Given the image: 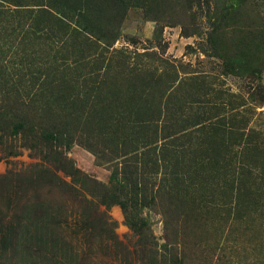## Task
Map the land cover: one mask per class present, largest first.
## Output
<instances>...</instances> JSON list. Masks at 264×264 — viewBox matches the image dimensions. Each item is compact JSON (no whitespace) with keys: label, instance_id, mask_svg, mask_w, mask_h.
I'll return each mask as SVG.
<instances>
[{"label":"rangeland","instance_id":"obj_1","mask_svg":"<svg viewBox=\"0 0 264 264\" xmlns=\"http://www.w3.org/2000/svg\"><path fill=\"white\" fill-rule=\"evenodd\" d=\"M4 113L0 264H36L28 202L47 192L28 167L56 131L119 241L127 212L182 264H264V0H0ZM80 226L43 264H125Z\"/></svg>","mask_w":264,"mask_h":264},{"label":"trees","instance_id":"obj_2","mask_svg":"<svg viewBox=\"0 0 264 264\" xmlns=\"http://www.w3.org/2000/svg\"><path fill=\"white\" fill-rule=\"evenodd\" d=\"M5 114L7 116V113H4L0 117H5ZM8 114L12 116V113ZM18 127L21 128L22 126L19 125ZM40 140V154L36 155L40 160L28 167L33 173V177L35 175L33 188L39 185L47 192L45 200L35 196L33 201H27L31 203L30 214L31 216L33 215L31 220L36 223V236L32 240L33 245L30 244L35 253L34 260L36 264H43V260H52L55 257L53 250H51L50 257L43 255V252H41L42 244L47 240L54 243V240L57 242V240L68 239L69 229L76 224L77 227L81 224L78 234H82L85 239L107 236L109 240H112L119 249L116 250V254L122 255L121 257L125 264H134L135 256L140 259V264H182L181 253L176 248L177 246L175 247L174 242H168L166 245L160 246L155 241V237L148 225L145 222L131 218L127 212V222L136 241L133 244L131 243L132 248L129 244L119 241L118 236L114 232V227L107 221L109 217L106 211L101 210L103 204L88 201L83 196L81 189L73 184V181L68 182L66 180V177H75L78 174L73 169L72 160L62 150V148L69 147V137L67 135L62 137L56 131L45 138H40ZM115 176L116 174L113 172L111 182L115 181ZM22 201V198H16L14 199V204L19 207ZM44 201H47V203ZM25 203L21 206L16 216V219L19 220L17 229L20 228L24 215L28 213L26 212ZM76 215L78 222L70 223L68 221L69 217H75ZM20 239L22 238L17 240L19 241ZM51 245H53L52 249H55L54 244ZM92 253H94L92 248L89 251L84 250L83 255L80 256L83 258V260L80 258L81 264L98 263L99 261H96V252L94 257ZM105 254L104 258L110 256L109 253ZM118 258L115 257V259L119 260Z\"/></svg>","mask_w":264,"mask_h":264}]
</instances>
